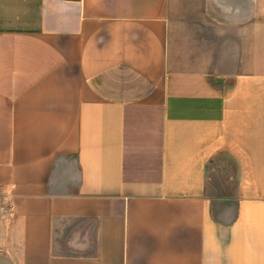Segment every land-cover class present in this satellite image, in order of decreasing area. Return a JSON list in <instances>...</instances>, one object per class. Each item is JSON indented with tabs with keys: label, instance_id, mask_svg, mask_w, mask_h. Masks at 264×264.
Instances as JSON below:
<instances>
[{
	"label": "crops",
	"instance_id": "1",
	"mask_svg": "<svg viewBox=\"0 0 264 264\" xmlns=\"http://www.w3.org/2000/svg\"><path fill=\"white\" fill-rule=\"evenodd\" d=\"M0 264H264V0H0Z\"/></svg>",
	"mask_w": 264,
	"mask_h": 264
},
{
	"label": "rangeland",
	"instance_id": "2",
	"mask_svg": "<svg viewBox=\"0 0 264 264\" xmlns=\"http://www.w3.org/2000/svg\"><path fill=\"white\" fill-rule=\"evenodd\" d=\"M213 169H214V165H213ZM219 173L220 172L217 171V170L211 171V178H212V183L213 184H220V182L224 180L223 177H221L224 174L222 172H221V174H219ZM216 189L219 191V193H224V191H227L229 189V187H227V186L226 187L218 186ZM215 212H216L217 216H219V213H220V216H221L220 218H223L226 221L228 219H230L227 216H224V215L222 216V212L221 211H219V213H218V210H215Z\"/></svg>",
	"mask_w": 264,
	"mask_h": 264
}]
</instances>
